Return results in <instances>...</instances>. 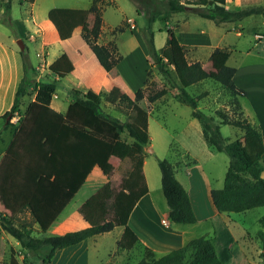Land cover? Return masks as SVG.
<instances>
[{
    "label": "trees",
    "instance_id": "trees-1",
    "mask_svg": "<svg viewBox=\"0 0 264 264\" xmlns=\"http://www.w3.org/2000/svg\"><path fill=\"white\" fill-rule=\"evenodd\" d=\"M99 1L92 0L89 7L83 8L55 6L48 10L47 16L59 37L68 39L92 12V28L84 31L82 37L96 55L98 65L100 63L105 70L110 71L122 60V55L115 41H98L103 27V10ZM135 1L149 17V59L168 79L171 87L177 90L178 100L192 107V115L199 120L209 146L228 154L229 166L223 186L211 189V199L217 209L212 217L213 236L193 238L161 255L144 245L143 257L134 264H264V215L259 218L262 228L257 233L263 248L260 253L262 260L258 263L250 262L243 251L234 248L235 235L223 216V212H245L264 206L262 156L258 154L251 158L238 139L224 137L221 132L222 124H231L263 145L260 127L250 122L242 109L239 96L247 92L235 83L237 68L228 63L230 51L216 47L206 64L190 61L186 45L180 41L173 28H167L166 43L158 48L152 26L156 20L168 22L175 13L183 11L194 12L218 24L235 22L252 14L264 15V4L231 9L226 5L227 0ZM6 6L9 8L10 3ZM8 25L14 27L13 23ZM114 30L123 31L124 27L117 26ZM20 53L24 74L11 108L0 116L6 120L5 129L16 125L14 138L7 149L12 160L0 172L2 228L15 237L26 252L46 249L41 253L42 264H52L59 249L111 231L117 226L123 227L117 243L120 248L130 249L142 244L129 219L141 197L149 192L144 173V148L152 141L147 101L153 103L164 97L169 88L165 85L155 88V83H149L146 79L145 85L139 87L134 96L126 92L121 94L114 108L124 115V119L105 111V92L92 88L84 91L72 89L73 99L65 111H59L52 105L58 81H36L29 75L34 66L28 62L25 50H20ZM49 69L62 78L75 69V64L64 52L50 63ZM206 79H213L228 90L233 97V115L227 109H219L216 115H209L199 108V101L207 91L194 94L188 87ZM33 84L34 97L22 109V99L30 97ZM16 113L20 116L13 123L11 118ZM127 156L133 161L132 169L122 181L121 189L115 191L111 182L107 181L79 207L78 211L87 221V226L61 234H44L95 166L108 174L111 158L124 159ZM158 165L170 221L178 224L197 222L191 196L177 178L175 165L167 158L158 159ZM5 248L6 241L0 232V255L5 253Z\"/></svg>",
    "mask_w": 264,
    "mask_h": 264
},
{
    "label": "rangeland",
    "instance_id": "rangeland-1",
    "mask_svg": "<svg viewBox=\"0 0 264 264\" xmlns=\"http://www.w3.org/2000/svg\"><path fill=\"white\" fill-rule=\"evenodd\" d=\"M8 2L10 7L4 4L0 16L5 24L13 23L14 27L8 25L11 36L0 32V38L19 51L21 49L18 40L22 39L25 42L26 57L34 66V69L29 71V75L36 81L43 79L58 81L52 101L54 106L60 104L63 109L66 108L73 99L72 89L84 91L92 88L105 92L103 106L105 111L124 119V115L114 108L121 94L126 92L134 96L135 91L145 85L146 79L149 83L153 81L155 88L163 85L169 88V92L164 97L153 103L147 101L150 107L149 130L152 141L144 148L146 156L144 173L150 188L148 197L143 200L144 203L152 202L159 209H169L162 190L161 170L158 165L160 158H167L175 165L177 178L189 191L195 203L199 199L197 197L200 196L198 194L200 191L204 196L206 189L223 186L229 166V156L226 152L217 151L209 146L204 139L199 120L192 115V107L178 100L177 90L171 87L168 79L163 76L153 60L149 59V17L135 0L99 1L103 10V27L98 41L101 43L115 41L122 55V60L110 71L98 65V60L82 38V33L85 31L83 28L77 29L71 39L63 40L47 16L48 10L52 7H89L92 0H35L34 2L9 0ZM263 4L264 0H229L226 5L231 9H237ZM93 16L91 12V18ZM117 26H123L124 30L115 32ZM152 26L158 48L166 43L168 27L177 30L182 37L191 35L190 33H196L195 36L203 35L205 31L210 39L207 46L187 47V57L190 61H206L216 47L229 50L231 55L228 63L239 69L235 83L247 92L239 96L244 114L264 133V15L252 14L235 22L218 24L194 12L183 11L175 13L168 22L156 20ZM85 27L87 28L88 25L86 24ZM64 52L73 59L75 70L60 78L51 72L49 65ZM188 90L194 94L207 91L199 101V108L205 113L216 115L217 110L227 109L230 115L234 114L233 97L221 83L206 79L188 87ZM30 91V97H24L22 105L26 106L34 97V84L30 87ZM11 121L17 122V116H13ZM216 122L219 120L216 119ZM5 124L6 120L1 117L0 151L7 149L14 132L13 128L5 129ZM221 132L224 137L238 139L251 158L259 154L264 161V146L255 137L245 135L241 128L231 124H222ZM127 142L131 141L127 140ZM132 163V159L127 156L119 167L112 164L108 174L97 170L90 178L92 182L83 186L68 211L74 210L107 181H110L115 189L121 186V181L132 169ZM123 172L127 174L124 176ZM122 176L124 177L121 178ZM202 178L205 180V186L201 183ZM138 213L136 212V215L139 216ZM262 215H264V206L240 214L225 213L238 239L234 248L244 249L253 262L262 260L260 253L257 252L258 245H262L257 236L262 228L259 222ZM61 222L62 218L46 234L65 232L67 227ZM177 227H184L187 230V241L200 236L211 237L214 234L212 219L200 220L197 224H178ZM72 228H79V225H74ZM119 230L121 227L97 242L89 240L87 250L83 249L80 252L81 255L88 257L86 259L88 264H99L98 258L106 260L109 253L105 264H134L143 257V244L130 249H122L116 244V234ZM9 237L7 252L0 258V264H42L41 253L45 249L25 252L16 243V238L12 235ZM154 250L157 255L162 254V250ZM55 264H58V258Z\"/></svg>",
    "mask_w": 264,
    "mask_h": 264
},
{
    "label": "crops",
    "instance_id": "crops-1",
    "mask_svg": "<svg viewBox=\"0 0 264 264\" xmlns=\"http://www.w3.org/2000/svg\"><path fill=\"white\" fill-rule=\"evenodd\" d=\"M8 1L9 0H0V15H1V9L4 7V4L7 5ZM228 1L229 0H227V2ZM227 2H226V4H227ZM69 7H77V6H69ZM93 22H94V16L91 18V13H89L86 22L82 26H80L79 28L80 29L83 28L85 31H89L92 28ZM6 24L2 20V17L0 16V32L2 34H7L8 36H11V31L9 29V26H8V24L7 25ZM86 24L88 25L87 28L85 27ZM79 28H77V29H79ZM175 32H176L178 38L180 39V41L183 44H185L186 47H189L190 45H196L198 47L200 45L207 46V44L210 40L209 37L206 35L205 31H204L203 35L199 34L198 36H195L196 33H190L191 35H185L183 37L180 35V33L177 30ZM238 33H240V32H238ZM72 37H70L68 39H63V40H69ZM92 53H93V51H92ZM211 53H212V51H211ZM211 53L207 57L206 61H204V62L200 61V60H198V61H200L202 64H206L207 61L209 60ZM94 57L97 59L95 54H94ZM99 66L101 68H104L100 63H99ZM238 72H239V69L237 68V71H236L235 76H234V80H236ZM23 74H24L23 59H22V55H21L20 51L18 49H16L15 47H13L11 44L4 42L0 38V103H1L0 115H3L7 110H9L11 108V106L14 102V98H15V94H16L19 82H20ZM52 105H53V103H52ZM25 107H26L25 105H22V109H25ZM53 107H55L59 111H65L68 106L64 109L60 106V104L57 107L53 105ZM16 116H17V121H18V118L20 115L18 113H16ZM12 122L16 123L15 121H12ZM9 128H13L14 132H13L12 137L8 143L7 149L9 147L11 141L14 138L16 125L15 124L10 125L6 129H9ZM263 146H264V133H263ZM7 149L4 151H0V172H1L2 168L4 166L8 165L12 160V157L7 153ZM123 160L124 159H121L119 157H113L108 162V167L110 168L112 164H115V166L119 167ZM145 163H146V159L144 160V172H145ZM97 170H100V172H103L102 169L98 166H95L93 168L92 172L88 175L84 184L81 186V188L78 190V192L72 198V200L67 204V206L63 209V211L58 216L57 220L51 225V227L48 230H50L54 225H56L58 223V220H60V218H62L61 224L65 227H67L66 231L79 229V228H82V227H85L88 225L87 221L83 218V216L78 211L79 207L82 205V203L85 200L81 204H79L74 210H71L70 212L68 211V208L74 202V200H76V197L80 193V191L82 190L83 186L88 184V182H90V183L92 182V180H90V178L92 177L93 174H95L97 172ZM175 171H176V168H175ZM126 174H127L126 172L125 173L123 172L124 176ZM199 175H201V172ZM262 175L264 176V171H263ZM124 176H122L121 178H123ZM194 180H195V177H194ZM201 181H202L201 183L203 184V186H205V183H204L205 180L202 178ZM113 189L115 191H118L121 189V186H118L116 189L115 188H113ZM149 192H150V188H149ZM198 194L200 195L199 197H197L199 199L196 200V203H198V204H196L195 201L193 200V198L191 197L194 210H195L197 217H198L197 222H195L193 224H197L200 220L212 219V217L217 212V209L214 206L212 199H211V189H206L204 196L202 195L201 191ZM147 197H148L147 194L145 196L141 197V199L139 200V202L137 203V205L133 209L131 216H130V219H129V224L138 233L142 244L147 245V246H149L153 249H156V250H162V253H164L170 249L180 247V246L184 245L185 243H187L188 242L187 241L188 240L187 230L184 227H177L178 223H173L170 221L169 216H168L169 209H167V208H165V210H162V208L159 209L157 206L153 205L152 202L151 203H144L143 200ZM1 204H2V198L0 196V206H1ZM136 212H139L138 213L139 216L136 215ZM225 213L230 214V213H234V212H223L224 218L226 219L227 223L229 224L231 230L233 231L231 224L229 223V221L227 220V218L225 216ZM235 213L240 214L243 212H235ZM142 215H143V217H142ZM27 217H28V219L30 218L29 214H27ZM231 219L234 220V218H231ZM168 221H169V223H168ZM171 223H172V225H170ZM74 225H79V228H72ZM118 227H120V226L115 227L111 231L100 233L98 235L89 237V238H87V239H85V240H83L77 244L70 245V246H67L65 248L59 249L56 252L55 256L53 257L52 264L56 263L57 258H58V264H88V262L86 260L88 257L86 255L85 256L81 255L80 252L83 249L87 250L89 240H95L97 242L100 238H104L105 236L112 234L114 232V230ZM0 232H1L2 237L6 241L5 253L3 255H0V258H1L7 252V239H10L9 236L11 234L6 232L2 228L1 223H0ZM122 232H123V227H121V230H119L118 234H116V244L118 243V240L122 235ZM46 233H44V234L47 235ZM62 233H64V232H62ZM233 233H234V231H233ZM58 234H61V233H58ZM234 235H235V233H234ZM16 243L19 244L21 247V244L17 239H16ZM236 243H238V239L235 235V245H236ZM164 249H167V250H164ZM236 249L243 251L247 255L248 259L251 262H253L244 249H241V248H236ZM262 251H263L262 245L261 246L258 245L257 252L261 253ZM109 254H107L108 258H109ZM108 258L106 260H103L101 257L98 258L99 264H105L108 261ZM258 262H261V260L257 261L256 263H258Z\"/></svg>",
    "mask_w": 264,
    "mask_h": 264
},
{
    "label": "water",
    "instance_id": "water-1",
    "mask_svg": "<svg viewBox=\"0 0 264 264\" xmlns=\"http://www.w3.org/2000/svg\"><path fill=\"white\" fill-rule=\"evenodd\" d=\"M18 42L20 43V49L24 50L25 49V42L22 39H19ZM10 118V116L8 117V119ZM151 149V148H149ZM152 150V149H151ZM153 151V150H152Z\"/></svg>",
    "mask_w": 264,
    "mask_h": 264
}]
</instances>
